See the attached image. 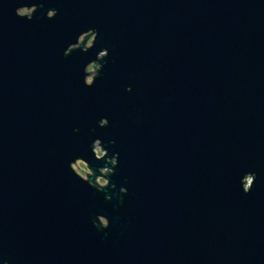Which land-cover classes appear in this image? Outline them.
<instances>
[{
    "label": "water",
    "instance_id": "water-1",
    "mask_svg": "<svg viewBox=\"0 0 264 264\" xmlns=\"http://www.w3.org/2000/svg\"><path fill=\"white\" fill-rule=\"evenodd\" d=\"M0 264H264V0H0Z\"/></svg>",
    "mask_w": 264,
    "mask_h": 264
},
{
    "label": "clouds",
    "instance_id": "clouds-1",
    "mask_svg": "<svg viewBox=\"0 0 264 264\" xmlns=\"http://www.w3.org/2000/svg\"><path fill=\"white\" fill-rule=\"evenodd\" d=\"M37 11V7L35 5L23 6L19 7L16 10V15L21 19H27L31 21L33 18V14ZM55 10H49L47 12V18L49 20L55 18L56 16ZM98 33L95 29H90L88 31L80 34L75 43L70 44L64 52V56L68 57L74 51H82L87 53L90 49L95 46V42L97 40ZM108 51L102 50L98 53L95 60L89 62L83 69L84 72V80L83 83L86 87H92L95 83L96 78L98 77L100 71L102 70L103 65L100 61L105 60L108 57ZM131 91V89H127ZM108 125L107 119H102L100 121V127H106ZM114 143V141L112 142ZM91 151L97 161H105L107 165H111V167L105 166L96 169L93 171L88 162L82 158H77L74 162L70 163L71 171L84 183L89 185L91 188H94L98 192H103L107 188H114L115 186L110 183L108 177L114 175V169L118 167V153H114L111 158H109L108 152L103 148L102 142L97 139L91 145ZM97 172L99 175H97ZM254 177L255 174L247 176L246 183L242 187V190L245 194L250 193L251 189L254 185ZM120 193L122 195L127 194L126 188H120ZM106 200H111L110 196L105 197ZM93 226L98 229H107L109 227V221L103 215L97 217L95 221H93Z\"/></svg>",
    "mask_w": 264,
    "mask_h": 264
},
{
    "label": "rangeland",
    "instance_id": "rangeland-1",
    "mask_svg": "<svg viewBox=\"0 0 264 264\" xmlns=\"http://www.w3.org/2000/svg\"><path fill=\"white\" fill-rule=\"evenodd\" d=\"M247 176H249V175H247ZM247 176H246V178H247Z\"/></svg>",
    "mask_w": 264,
    "mask_h": 264
}]
</instances>
